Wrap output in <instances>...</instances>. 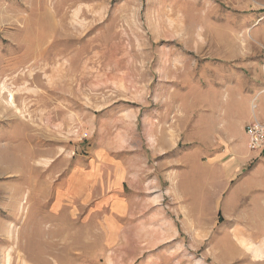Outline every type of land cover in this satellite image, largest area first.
Here are the masks:
<instances>
[{"label": "rangeland", "instance_id": "rangeland-1", "mask_svg": "<svg viewBox=\"0 0 264 264\" xmlns=\"http://www.w3.org/2000/svg\"><path fill=\"white\" fill-rule=\"evenodd\" d=\"M229 89L264 92V0H0V150L37 154L0 161V264H251Z\"/></svg>", "mask_w": 264, "mask_h": 264}, {"label": "crops", "instance_id": "crops-1", "mask_svg": "<svg viewBox=\"0 0 264 264\" xmlns=\"http://www.w3.org/2000/svg\"><path fill=\"white\" fill-rule=\"evenodd\" d=\"M236 92L231 89L227 91L226 101L228 104L226 103L224 112L227 116L230 113L235 116L232 119L235 126L234 139L231 144L221 143L222 147L220 146V150H218L220 152L213 155L206 166L214 174L224 172L226 175L234 173L239 167L245 168L249 166L248 173L241 177L240 188L243 190V193L248 191L249 197L252 198L251 202L253 201L250 203V206L260 209L256 213L260 215L262 211L264 216V150L260 153L251 151L248 147V138L245 133V126L247 124L254 120L264 122V92L260 93V90L256 91L252 96L253 100L250 99V101L246 97H240L236 100ZM255 101L257 102L255 103ZM254 105L255 107H253ZM216 180L218 179L215 178L214 182ZM234 192H237V190ZM253 224H256V222ZM259 225H262L264 231V218L260 219ZM244 231L248 230L245 229ZM252 231L254 230L251 229ZM240 242L241 246L250 250L246 253V258L252 254V258L254 259L250 260L252 261L251 264L261 261L264 264V234L263 238L259 239L257 243L254 240L249 243L244 240ZM256 249H258L257 252Z\"/></svg>", "mask_w": 264, "mask_h": 264}, {"label": "built area", "instance_id": "built-area-1", "mask_svg": "<svg viewBox=\"0 0 264 264\" xmlns=\"http://www.w3.org/2000/svg\"><path fill=\"white\" fill-rule=\"evenodd\" d=\"M245 133L249 149L254 152H262L264 150V122L254 120L247 124Z\"/></svg>", "mask_w": 264, "mask_h": 264}, {"label": "bare ground", "instance_id": "bare-ground-1", "mask_svg": "<svg viewBox=\"0 0 264 264\" xmlns=\"http://www.w3.org/2000/svg\"><path fill=\"white\" fill-rule=\"evenodd\" d=\"M36 155L37 154H33L29 150H26L25 154L22 155V154H19V152H17L16 149H12V148H9V149L7 148L6 149V148H4V149L0 150V161L6 162L8 164H10V163H18L20 166H23V168H25L27 166V161L33 159ZM22 173H24V172H22ZM239 232H240V230H239ZM239 234H242L241 236L237 234L239 237H242V238H239V239L244 240V235L245 234L248 235L249 233L247 234V233H244V232L241 231V233H239ZM257 251H258V249H256V252Z\"/></svg>", "mask_w": 264, "mask_h": 264}]
</instances>
